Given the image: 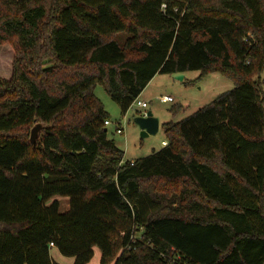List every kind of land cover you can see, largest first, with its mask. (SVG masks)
Instances as JSON below:
<instances>
[{
    "label": "trees",
    "instance_id": "1",
    "mask_svg": "<svg viewBox=\"0 0 264 264\" xmlns=\"http://www.w3.org/2000/svg\"><path fill=\"white\" fill-rule=\"evenodd\" d=\"M5 44L0 264H264V0H0ZM188 70L235 87L125 161L97 84L126 113Z\"/></svg>",
    "mask_w": 264,
    "mask_h": 264
},
{
    "label": "rangeland",
    "instance_id": "2",
    "mask_svg": "<svg viewBox=\"0 0 264 264\" xmlns=\"http://www.w3.org/2000/svg\"><path fill=\"white\" fill-rule=\"evenodd\" d=\"M249 34L253 35L252 32H249ZM0 52L7 55L9 61L4 68L0 64V70L8 74L14 52L8 44L1 45ZM200 73V70H188L184 79L175 78L168 73H159L151 83L149 82L150 84L145 87L139 96L141 100L147 101L149 106L142 108L134 102L126 113H123L119 102L107 92L104 85L102 83L97 84L95 94L101 99L110 116L111 124L107 125L109 137L125 150V160L145 157L150 155L156 148H161L165 136L164 131L160 130L156 134L143 136L140 126L135 122V118L144 111H152L155 116H161L169 121H180L213 101L221 93L235 87L233 78L221 71L209 72L199 79ZM162 94L171 95L175 100L164 103L160 100ZM117 123L124 129L123 133L117 132ZM54 199L60 200L63 211L69 207L68 196L56 195L49 200V203ZM52 255L55 260L60 261L62 264L74 263V257L62 255L56 249L52 250ZM98 260L96 254L90 264H100Z\"/></svg>",
    "mask_w": 264,
    "mask_h": 264
},
{
    "label": "water",
    "instance_id": "3",
    "mask_svg": "<svg viewBox=\"0 0 264 264\" xmlns=\"http://www.w3.org/2000/svg\"><path fill=\"white\" fill-rule=\"evenodd\" d=\"M173 77L183 79V74L181 72H176L172 74ZM135 122L140 126L141 133L143 136H148L150 134H156L159 130V118L153 114L152 111H144L141 115L135 118ZM43 127V123H36L31 130V142L36 143L39 133Z\"/></svg>",
    "mask_w": 264,
    "mask_h": 264
},
{
    "label": "built area",
    "instance_id": "4",
    "mask_svg": "<svg viewBox=\"0 0 264 264\" xmlns=\"http://www.w3.org/2000/svg\"><path fill=\"white\" fill-rule=\"evenodd\" d=\"M160 100L163 101V102H172V101H174L175 99H174V97L171 96V95H168V94H162V95L160 96ZM134 102H136V103H137L140 107H142V108H146V107L149 106V104H148L147 101H145V100H141L139 97H138ZM110 123H111V121H110L109 119H106V120H105V124H106V125H109ZM116 130H117V132H119V133H123V132H124V129L120 126L119 123H117ZM51 245L54 246V242H51ZM123 251H124V249H123ZM163 255H165V254L163 253ZM180 259H181V256H180V255H176L174 258H172V259L169 261L168 264H176V263H178V261H179Z\"/></svg>",
    "mask_w": 264,
    "mask_h": 264
},
{
    "label": "crops",
    "instance_id": "5",
    "mask_svg": "<svg viewBox=\"0 0 264 264\" xmlns=\"http://www.w3.org/2000/svg\"><path fill=\"white\" fill-rule=\"evenodd\" d=\"M158 74L159 73H157L155 76H154V78L150 81V83L158 76ZM185 76H186V72H183V79L185 78ZM149 83V84H150ZM163 102V101H162ZM173 102V101H172ZM165 103V102H164ZM159 117V124H160V126H159V130H158V132L160 131V130H163V123H165V122H168L169 120L168 119H164L163 117H161V116H158ZM111 124V123H110ZM157 132V133H158ZM166 143H167V141L165 140V136H164V139L162 140V143H161V148H162V146H164V145H166ZM118 145V144H117ZM119 146V145H118ZM120 147V146H119ZM156 148V147H155ZM160 148V149H161ZM155 150H159V149H155ZM125 151V150H124ZM125 160V159H124ZM135 160V158H132L131 160H125V161H134ZM69 208V207H68ZM67 208V209H68ZM67 209H65V210H67ZM53 249H56V250H58L56 247H52V250ZM59 251V250H58ZM97 251H99V253H97ZM60 252V251H59ZM61 253V252H60ZM96 254H97V258L99 259L98 261L100 262V258H101V252H100V250L98 249V248H95V255L94 256H96ZM63 255V254H62ZM53 256V255H52ZM54 259V258H53ZM55 260V259H54ZM60 260H61V258H60ZM56 262H58L59 264H62L60 261H57V260H55ZM74 261H75V258H74ZM92 262V260L88 263V264H90ZM101 264V263H100Z\"/></svg>",
    "mask_w": 264,
    "mask_h": 264
}]
</instances>
